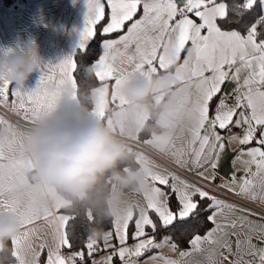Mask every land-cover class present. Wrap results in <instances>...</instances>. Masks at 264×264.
<instances>
[{
  "label": "snow or ice",
  "instance_id": "snow-or-ice-1",
  "mask_svg": "<svg viewBox=\"0 0 264 264\" xmlns=\"http://www.w3.org/2000/svg\"><path fill=\"white\" fill-rule=\"evenodd\" d=\"M97 25L102 36L116 37L102 41L103 55L95 62L99 87L78 95L72 75L77 68L74 50L59 62L58 73L53 74L50 66L42 68L32 89L0 74V106L35 123L54 113L66 98H86L103 115L107 106L126 103L121 93L127 85L141 78L173 75L180 81L176 89L180 100L168 122L170 131L138 135L136 142L171 159L194 179L166 168L154 170L146 155L137 151L135 164L150 173L152 189L143 194L146 203L136 202L138 212L113 218V230L103 236L105 248L112 252L92 264H113L114 258L121 264H140L142 258L143 264H184L154 252L165 246L177 250L171 236L159 242L157 236L177 220H198L201 215L212 227L204 235L194 234L188 241L190 248L180 251L181 257L199 254L205 257L204 264H264V223L249 219L257 215L264 220V214L220 198L226 190L242 201L264 204V0H232L231 4L225 0H88L87 25L78 48H85L84 41L96 35ZM233 93L235 101L230 105ZM11 125L0 116V126ZM232 128L243 132L221 135V130L231 133ZM226 141L241 145L234 162L243 167L227 181L216 183ZM63 208L68 207L57 202L21 211L24 231L11 239L17 264H39L45 249L46 264H87L86 257L98 247L94 235L88 237L86 250L67 258L62 254L61 249L74 246V235L67 230L72 218L59 214ZM0 211H20L13 186L0 187ZM87 215L95 221L90 210ZM41 219L53 230L51 246L35 245L39 230L28 227ZM233 235L237 236L235 253ZM113 238L117 245L110 243ZM130 238L132 245L127 243Z\"/></svg>",
  "mask_w": 264,
  "mask_h": 264
},
{
  "label": "clouds",
  "instance_id": "clouds-1",
  "mask_svg": "<svg viewBox=\"0 0 264 264\" xmlns=\"http://www.w3.org/2000/svg\"><path fill=\"white\" fill-rule=\"evenodd\" d=\"M0 74L25 87L31 76L45 65L39 46L29 40L8 50ZM190 75L188 70H183ZM180 81L173 75L144 79L128 93L134 104H143L162 114L173 112L180 96ZM164 94L166 102L156 103ZM33 157V179L47 189L52 203L95 211L106 218H124L136 211L133 194L143 195L152 189L149 172L131 166L133 151L113 127L102 119H81L72 115L37 122L28 133ZM22 232L19 220L6 222L0 215V243L11 241ZM95 237L102 233L94 232Z\"/></svg>",
  "mask_w": 264,
  "mask_h": 264
},
{
  "label": "crops",
  "instance_id": "crops-1",
  "mask_svg": "<svg viewBox=\"0 0 264 264\" xmlns=\"http://www.w3.org/2000/svg\"><path fill=\"white\" fill-rule=\"evenodd\" d=\"M87 15L88 0H15L12 4H6L3 0H0V61H2L4 54L8 50L16 49L27 41L34 40L39 46L40 54L45 61L43 68L50 66L53 74L58 73L59 69L57 65L59 62L72 55L74 50L76 51L78 49L81 34L87 25ZM113 38H116L115 34L107 36L104 39ZM89 40L84 41L85 45ZM103 51L104 50L102 49L99 57L103 55ZM99 57L93 63L94 70H96L95 62ZM72 75L74 76L73 73ZM40 76L41 73L33 74L25 87L29 89L36 87ZM144 79L146 78L138 79L122 90L121 94L126 101L122 106H107L103 115L96 111L93 106L91 118H94L95 115H100L101 119L108 125L112 126L115 132L121 133L127 137L137 138L140 130L150 117L152 110L150 107L144 106L143 104L132 103L129 99L128 93L139 83L143 82ZM99 86L100 82L96 84L93 89ZM166 100L167 96L164 94H158L156 96V103L162 105ZM77 103L78 99L76 98H66L54 113L43 121L37 122H51L52 120L63 118L67 115L78 117V110L76 109ZM171 114L172 112H164L162 114L156 112L157 127L151 132L156 134L169 132L170 129L168 128V122ZM0 116L3 115L0 114ZM9 128V126L4 128L3 126H0V187L10 185L15 188V197L20 211H0V215L5 217L6 222L19 220L22 224L23 232L24 218L21 214L23 209H39L45 206H52L54 203L51 202L52 196L49 191L33 179V157L29 149L28 137V133L31 129L23 127L20 128V130L15 131L13 134L8 135ZM223 132L224 130H221V135H223ZM242 132L243 131H240L236 134ZM228 146H230L232 150H236L237 153L241 148V145H239L238 142L228 143L226 141L225 149ZM144 154L148 155L146 153ZM148 157L151 159L153 158L150 155H148ZM153 160H156L158 164H164L155 158H153ZM164 166H166V164H164ZM233 166L236 171H239L243 167L240 162H234V160ZM169 168L172 171H175L171 167ZM217 174L219 173L217 172ZM217 177L218 179L216 183H219L221 180H228L220 174ZM220 198L224 199L226 202L236 203L239 206H243L241 203L225 196L220 195ZM62 212L63 211L60 209L59 214H62ZM249 219L254 222L264 223V220H261V217L257 215H251L249 216ZM28 227H33L39 230L37 236L34 238L35 245L38 246L41 243H46L48 246H51L53 244V230L46 221L41 219ZM164 236L157 238V242L162 240ZM50 237H52V239L48 240ZM243 238V235H241L240 239ZM236 240L237 236L233 235L230 237L233 253L237 250ZM14 250L13 246V251ZM37 250L39 251V248ZM46 251L47 249H45V252L39 256V264H46ZM180 251L184 250H181L178 247L177 250H173L169 246L154 250V252H159L163 255L166 254L165 256L167 257L172 255V259L183 260L184 264H192L193 261H196L197 264H204L205 257L199 254H193V256L190 257H181L179 254ZM224 251L227 255V250ZM26 254L28 256L27 258L31 260V251H27ZM150 254L152 253H149V255ZM234 258V256H229V260ZM244 258L247 259V257ZM11 264H17L16 258ZM140 264H143V258L141 259ZM224 264H228V261H224Z\"/></svg>",
  "mask_w": 264,
  "mask_h": 264
},
{
  "label": "trees",
  "instance_id": "trees-1",
  "mask_svg": "<svg viewBox=\"0 0 264 264\" xmlns=\"http://www.w3.org/2000/svg\"><path fill=\"white\" fill-rule=\"evenodd\" d=\"M225 2L231 4L232 0H225ZM96 35L91 38L86 44L85 48H78L74 54V60L76 62L77 68L73 72L76 79L78 88V95L84 96L90 94L93 87L99 83L98 78L95 76V70L93 67L94 61L99 57L102 52V41L105 36H102L101 28L99 25L96 26ZM114 35V34H113ZM92 100L86 98L78 99L76 104V109L78 110V118L88 119L91 118V111L93 108ZM157 127L156 123V112L152 110L150 117L140 130L139 135L141 137L146 136L148 132H151ZM133 151V159L128 163L135 167V160L137 154L135 150ZM173 208L175 209V201H173ZM66 212L70 219L67 230L70 234L74 235V246L71 250L86 249L87 239L94 232H100L102 235L96 237L97 243L102 242L103 234L113 227L112 220L110 218L103 217L97 214L95 211H91L92 215L96 218L95 221L89 220L88 211L84 208L68 207L61 209ZM155 219V217H154ZM212 225L209 224L205 218V215H201L198 220L188 221H175L173 225L169 226L168 229L161 228L159 236L168 235L172 237L173 242L181 250H186L190 247L188 241L193 237L194 234H204L207 229ZM67 248V247H66ZM101 251L100 249H98ZM96 250L95 252H98ZM94 252V253H95ZM13 245L11 241L4 243V250L0 251V264H11L15 257L12 255ZM87 264H89V259H87ZM113 264H121L119 259L114 260Z\"/></svg>",
  "mask_w": 264,
  "mask_h": 264
},
{
  "label": "built area",
  "instance_id": "built-area-1",
  "mask_svg": "<svg viewBox=\"0 0 264 264\" xmlns=\"http://www.w3.org/2000/svg\"><path fill=\"white\" fill-rule=\"evenodd\" d=\"M4 3L6 4H12L15 2V0H3ZM235 96L236 93H233L231 95V98L228 100V103L231 105L232 103H234L235 101ZM115 106V105H112ZM0 114L3 115L6 119H8L10 121V123H12L11 126H9V130H8V135L13 134L15 131L20 130V128H29L32 129L33 126L35 124H37V122L35 123H31L30 120H26L24 119L22 116H18L16 115L14 112L0 106ZM100 118V115H95L94 118ZM240 131H243V129H238V128H232L231 129V133L224 131L223 135H231V134H236ZM116 134L123 139L130 148L135 149L137 151H141L144 152L150 156H152L153 158L157 159L158 161L166 164L167 166L171 167L172 169H174L176 172L182 174L183 176L187 177L188 179H194V177L191 176L190 173L185 172L179 168H177L170 159L166 158L165 156H161L159 155L154 149L150 148L149 146L146 145H137L136 142V138H131V137H127L122 135L121 133L116 132ZM222 196H225L231 200H235L239 203H241L242 205H247L248 208L255 210L256 212H261L262 214H264V204H261L260 202H246V201H242L239 198L233 196L231 193L227 192L226 190L222 191ZM63 255L66 257L68 256V252L67 251H63Z\"/></svg>",
  "mask_w": 264,
  "mask_h": 264
},
{
  "label": "rangeland",
  "instance_id": "rangeland-1",
  "mask_svg": "<svg viewBox=\"0 0 264 264\" xmlns=\"http://www.w3.org/2000/svg\"><path fill=\"white\" fill-rule=\"evenodd\" d=\"M140 152V151H138ZM138 152L136 151V154L138 155ZM142 153V152H141ZM144 154V153H143ZM146 157L151 161V166L154 168V170H157V171H164V169L166 168L169 172H175V171H172L167 165L164 166V164H158V162L156 160H153V158L151 159L150 157H148V155H146ZM158 166V167H157ZM179 174V173H177ZM181 175L182 177H185L183 176L182 174H179ZM217 176H219V174H217ZM133 198L139 202L140 204H144L146 203L145 201V198L143 197V195H138V194H133ZM137 212H138V209H137ZM63 215H66L68 216V214L66 212H62ZM113 230V227L109 230H107L105 233L109 232V231H112ZM130 232H131V228H130ZM104 233V234H105ZM103 234V236H104ZM166 235V234H165ZM164 236V235H162ZM168 236V235H166ZM52 237H50L48 240H51ZM50 243V242H49ZM111 244L113 245H117L118 244V241L113 238L112 241L110 242ZM129 245H132L134 243V241L130 238L127 242ZM97 250L100 249L101 251L98 250V252H95L91 257H86V260L89 259V264H92V261H100L102 258L104 257H107L108 255L111 254L112 252V249L111 248H105V245H104V241H103V237H102V242L101 243H97ZM80 250H86V249H79V250H69L68 248L64 247L63 249H61L62 251V254H63V251H67L68 252V256L71 254V253H74V252H77V251H80ZM45 252V250H44ZM166 255V254H165ZM67 256V257H68ZM66 257V258H67ZM168 257H172V255H169ZM115 259V258H114ZM114 263V262H113ZM79 264V262H78Z\"/></svg>",
  "mask_w": 264,
  "mask_h": 264
},
{
  "label": "water",
  "instance_id": "water-1",
  "mask_svg": "<svg viewBox=\"0 0 264 264\" xmlns=\"http://www.w3.org/2000/svg\"><path fill=\"white\" fill-rule=\"evenodd\" d=\"M236 155V150H232L230 146L226 147L224 153L221 155L220 167L217 172L226 179H228L231 173L235 170L233 160Z\"/></svg>",
  "mask_w": 264,
  "mask_h": 264
}]
</instances>
